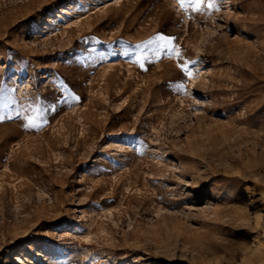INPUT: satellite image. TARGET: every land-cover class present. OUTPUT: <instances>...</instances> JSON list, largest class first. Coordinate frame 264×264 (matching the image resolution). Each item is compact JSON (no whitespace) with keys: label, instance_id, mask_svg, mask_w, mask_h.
Instances as JSON below:
<instances>
[{"label":"rangeland","instance_id":"1","mask_svg":"<svg viewBox=\"0 0 264 264\" xmlns=\"http://www.w3.org/2000/svg\"><path fill=\"white\" fill-rule=\"evenodd\" d=\"M258 250L264 0H0V264Z\"/></svg>","mask_w":264,"mask_h":264},{"label":"snow or ice","instance_id":"2","mask_svg":"<svg viewBox=\"0 0 264 264\" xmlns=\"http://www.w3.org/2000/svg\"><path fill=\"white\" fill-rule=\"evenodd\" d=\"M208 7H209V8H212V7H214V5L211 4V3H209ZM155 39H156V40H162V41H163V40H168V39H171V38H169V37H165V36H163V35H160V36H157ZM138 47H139V46H138ZM177 55H179L178 50H177ZM184 67H187V65L185 64ZM190 74H191V73H189V75H190Z\"/></svg>","mask_w":264,"mask_h":264},{"label":"bare ground","instance_id":"3","mask_svg":"<svg viewBox=\"0 0 264 264\" xmlns=\"http://www.w3.org/2000/svg\"><path fill=\"white\" fill-rule=\"evenodd\" d=\"M76 17L78 18V17H80V15H77ZM69 22H70V20H69ZM257 257H258V260H259L262 264H264V251H262V250H258ZM255 258H256V257H255Z\"/></svg>","mask_w":264,"mask_h":264}]
</instances>
